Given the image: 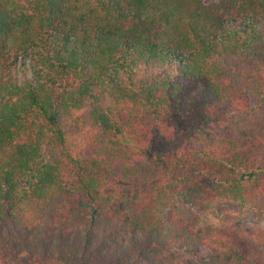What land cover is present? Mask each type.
Listing matches in <instances>:
<instances>
[{
	"label": "trees",
	"instance_id": "16d2710c",
	"mask_svg": "<svg viewBox=\"0 0 264 264\" xmlns=\"http://www.w3.org/2000/svg\"><path fill=\"white\" fill-rule=\"evenodd\" d=\"M247 91L264 0H0V264H264Z\"/></svg>",
	"mask_w": 264,
	"mask_h": 264
},
{
	"label": "rangeland",
	"instance_id": "374dc122",
	"mask_svg": "<svg viewBox=\"0 0 264 264\" xmlns=\"http://www.w3.org/2000/svg\"><path fill=\"white\" fill-rule=\"evenodd\" d=\"M208 2L216 0H207ZM250 105L257 109L260 113L264 114V108L254 93L247 91L246 95ZM234 104L229 101L223 107L222 111L226 114H231L233 112ZM221 208L228 210L227 216L233 217L235 219V225L241 226L245 230H255L257 228H264V219L256 212H248L241 208L239 205H230L227 203H222ZM200 252L204 256H208L213 251L205 244L200 245Z\"/></svg>",
	"mask_w": 264,
	"mask_h": 264
}]
</instances>
